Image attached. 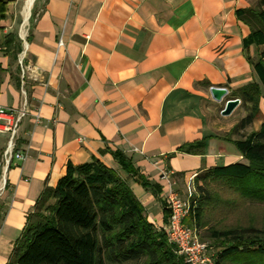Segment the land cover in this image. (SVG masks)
Segmentation results:
<instances>
[{
  "label": "crops",
  "instance_id": "0c3cea01",
  "mask_svg": "<svg viewBox=\"0 0 264 264\" xmlns=\"http://www.w3.org/2000/svg\"><path fill=\"white\" fill-rule=\"evenodd\" d=\"M0 1L7 2L0 106H22L24 91L30 109L17 140L24 162L5 164L7 137H0V264L68 162L95 157L115 170L156 228L165 225L163 171L186 185L204 170L248 164L223 139L234 124L218 125L202 106L216 104L211 87L226 88L227 99L258 82L247 57L257 59L264 47L244 49L250 29L235 15L253 0H35L27 21V0ZM206 138L201 155L177 151ZM110 151L122 152L159 185L160 198L130 178Z\"/></svg>",
  "mask_w": 264,
  "mask_h": 264
},
{
  "label": "trees",
  "instance_id": "16d2710c",
  "mask_svg": "<svg viewBox=\"0 0 264 264\" xmlns=\"http://www.w3.org/2000/svg\"><path fill=\"white\" fill-rule=\"evenodd\" d=\"M7 14V2L0 1V19ZM238 21L250 29L244 49L264 47V0L235 12ZM258 82L232 93L248 114L223 139L232 143L248 164L235 163L199 173L195 179L197 196L190 202L189 215L201 228L208 207L224 203L212 184L230 189L239 199L264 205V121L259 130L245 134L264 107V49L257 59L247 57ZM239 138H233V136ZM206 139L188 143L178 152L201 155ZM130 178L160 198L161 187L151 184L130 159L120 151H110ZM175 175V174H174ZM162 201V200H161ZM164 206V222L169 211ZM232 203V202H231ZM231 203H224L229 204ZM4 205L0 203V220ZM209 238L224 248L216 264H264V229L237 225L210 228ZM6 264H187L168 243L163 228L148 221L145 209L128 183L97 158L75 165L68 162L66 174L54 187L46 186L25 227L14 243Z\"/></svg>",
  "mask_w": 264,
  "mask_h": 264
},
{
  "label": "built area",
  "instance_id": "2783aa9c",
  "mask_svg": "<svg viewBox=\"0 0 264 264\" xmlns=\"http://www.w3.org/2000/svg\"><path fill=\"white\" fill-rule=\"evenodd\" d=\"M64 45L60 40L59 47ZM24 59V58H23ZM23 59H20L23 74L25 69ZM24 100L22 106L18 108H5L0 106V137H7V146L4 151L5 164H10L13 160L24 162L27 155L18 151L17 140L21 132L24 120L30 115L29 101L23 91ZM35 123H40V113H34ZM137 151V150H136ZM193 175L186 184L187 200L181 198L176 191L174 173L163 171L161 181L163 182V201L169 211V217L163 227L168 243L171 244L176 254L181 256L187 264H216L217 253L206 242L200 239L195 228L185 224V218L190 212V202L194 196Z\"/></svg>",
  "mask_w": 264,
  "mask_h": 264
},
{
  "label": "rangeland",
  "instance_id": "374dc122",
  "mask_svg": "<svg viewBox=\"0 0 264 264\" xmlns=\"http://www.w3.org/2000/svg\"><path fill=\"white\" fill-rule=\"evenodd\" d=\"M24 4L25 2L23 3V6ZM231 99H236V98H234L231 95L229 98L225 99L221 103H218L216 101H215L216 104L209 102L208 104L202 106L204 107L202 108V110L204 109L205 113L211 116V118H215V121L218 122V125L224 122L225 124L233 123L235 126L241 121V119L247 116L248 111L241 104L232 113V115L228 117H222L221 111L224 109L226 101ZM263 121H264V107L263 104L261 103V114L259 115L258 119L255 121V123L251 127L247 128L246 131H244L245 134L248 135L252 131H256V129L259 130L260 123L262 124ZM233 138L235 139L239 137L235 135L233 136ZM195 179L193 183V187L195 190L194 196L198 197L195 189ZM174 181H176V186H175L176 191L179 193L182 199L187 200L185 182L179 180V178H177ZM210 191L211 193L219 195V197L223 200L224 203L232 202L231 205L220 203L216 207L215 205L212 207H208L205 211L203 220L201 222L202 224L201 228L195 227L193 220L190 216L186 217L184 222L189 227L195 228L197 230L200 239L206 242L207 244H209V246L213 249V252H218L222 250L224 247L220 243H215L209 238L210 228L226 229L237 225H242V226L253 225L264 229L263 204H256L249 201L241 200L230 189L223 187L219 184H212L210 187Z\"/></svg>",
  "mask_w": 264,
  "mask_h": 264
},
{
  "label": "water",
  "instance_id": "95a60500",
  "mask_svg": "<svg viewBox=\"0 0 264 264\" xmlns=\"http://www.w3.org/2000/svg\"><path fill=\"white\" fill-rule=\"evenodd\" d=\"M210 94L214 101L221 103L229 94V91L223 87H211ZM241 105L240 99H231L226 101L224 109L221 111L223 117H228Z\"/></svg>",
  "mask_w": 264,
  "mask_h": 264
},
{
  "label": "bare ground",
  "instance_id": "6f19581e",
  "mask_svg": "<svg viewBox=\"0 0 264 264\" xmlns=\"http://www.w3.org/2000/svg\"><path fill=\"white\" fill-rule=\"evenodd\" d=\"M34 2H35V0H27L26 1L25 7L23 10V14L25 16V21L28 20L30 14H31V10H32Z\"/></svg>",
  "mask_w": 264,
  "mask_h": 264
}]
</instances>
